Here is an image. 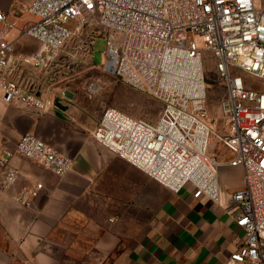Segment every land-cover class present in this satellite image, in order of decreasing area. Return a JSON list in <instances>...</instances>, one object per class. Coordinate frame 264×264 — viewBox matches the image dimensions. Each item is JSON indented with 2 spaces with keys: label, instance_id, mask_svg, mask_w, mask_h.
Masks as SVG:
<instances>
[{
  "label": "built area",
  "instance_id": "1",
  "mask_svg": "<svg viewBox=\"0 0 264 264\" xmlns=\"http://www.w3.org/2000/svg\"><path fill=\"white\" fill-rule=\"evenodd\" d=\"M25 12L32 19L20 34L38 42L33 53L17 52L8 38L15 25L0 7L3 100L40 115L59 110L52 89L37 83V71L73 54L98 65L94 46L104 38L103 69L156 98L162 110L149 121L106 108L93 138L169 189L215 202L221 167L240 168L243 185L227 210L245 236L225 264H264V0H31ZM209 61L224 90L216 117L208 108ZM31 68L33 82L23 77ZM17 151L58 176L74 163L31 131L21 135ZM8 164L0 159V167ZM3 175L4 189L19 177L15 168ZM43 188L37 182L14 200L31 207Z\"/></svg>",
  "mask_w": 264,
  "mask_h": 264
},
{
  "label": "crops",
  "instance_id": "2",
  "mask_svg": "<svg viewBox=\"0 0 264 264\" xmlns=\"http://www.w3.org/2000/svg\"><path fill=\"white\" fill-rule=\"evenodd\" d=\"M31 0H0L15 27L8 33L17 52L33 53L39 44L20 28L32 16ZM3 28L0 22V32ZM38 78L37 83L45 82ZM55 88L60 107L45 115L7 104L0 93V264H225L244 240L245 231L227 210L241 187L240 168L220 169V199L175 192L97 142L92 133L101 114L91 112L86 95ZM34 132L74 158L58 176L17 151L25 132ZM19 177L2 187L4 171ZM44 184L31 207L14 195Z\"/></svg>",
  "mask_w": 264,
  "mask_h": 264
},
{
  "label": "rangeland",
  "instance_id": "3",
  "mask_svg": "<svg viewBox=\"0 0 264 264\" xmlns=\"http://www.w3.org/2000/svg\"><path fill=\"white\" fill-rule=\"evenodd\" d=\"M104 44L105 39L97 37L94 46V61L98 65H94L90 58L77 60L73 54L55 62L49 70H38L36 75L44 79L46 86L52 90L65 87L78 94L86 95L91 112L98 110L101 114L104 109L111 107L135 118L155 121L162 110L161 103L151 95L132 87L103 69L101 65L104 62L102 55ZM206 72V82L209 87L208 108L210 113L216 117L218 101L223 96L224 90L216 82V70L212 61L208 62ZM243 75L246 77L245 73ZM23 77L33 82V68L26 70ZM250 77L249 80L253 81V77ZM252 86L261 87L258 83ZM93 87L95 91L90 94V89Z\"/></svg>",
  "mask_w": 264,
  "mask_h": 264
},
{
  "label": "water",
  "instance_id": "4",
  "mask_svg": "<svg viewBox=\"0 0 264 264\" xmlns=\"http://www.w3.org/2000/svg\"><path fill=\"white\" fill-rule=\"evenodd\" d=\"M64 94L66 97H68L70 99L73 98V96H74V93L72 91H70L69 89H66Z\"/></svg>",
  "mask_w": 264,
  "mask_h": 264
}]
</instances>
